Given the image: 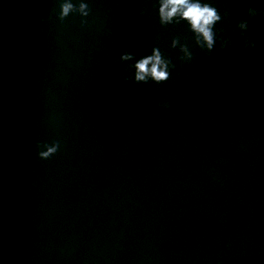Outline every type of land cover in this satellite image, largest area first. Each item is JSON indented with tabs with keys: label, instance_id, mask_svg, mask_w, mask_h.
Returning <instances> with one entry per match:
<instances>
[{
	"label": "water",
	"instance_id": "1",
	"mask_svg": "<svg viewBox=\"0 0 264 264\" xmlns=\"http://www.w3.org/2000/svg\"><path fill=\"white\" fill-rule=\"evenodd\" d=\"M199 2L0 0V264H264V0Z\"/></svg>",
	"mask_w": 264,
	"mask_h": 264
},
{
	"label": "clouds",
	"instance_id": "2",
	"mask_svg": "<svg viewBox=\"0 0 264 264\" xmlns=\"http://www.w3.org/2000/svg\"><path fill=\"white\" fill-rule=\"evenodd\" d=\"M85 7V5L81 4L82 12ZM71 8L72 5L70 3L62 5V15H67ZM160 13L163 21H168L176 15L188 20L193 30L203 36L209 47L212 46L213 37L211 33V25L219 19L214 8H211L208 5H201L199 0H162ZM153 61H155V63H153V66L148 69L146 66ZM159 63L160 60L158 54L139 62L137 64V79H144L145 73L150 74L157 81L165 79L167 73L162 69L158 70L157 64ZM53 150L54 149H49V152ZM41 155L46 156L48 153H42Z\"/></svg>",
	"mask_w": 264,
	"mask_h": 264
}]
</instances>
